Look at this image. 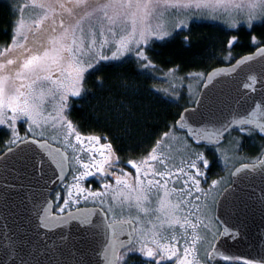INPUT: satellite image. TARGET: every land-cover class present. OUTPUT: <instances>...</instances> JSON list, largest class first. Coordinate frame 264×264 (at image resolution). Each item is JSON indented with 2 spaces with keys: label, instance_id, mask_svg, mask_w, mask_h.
<instances>
[{
  "label": "snow or ice",
  "instance_id": "obj_1",
  "mask_svg": "<svg viewBox=\"0 0 264 264\" xmlns=\"http://www.w3.org/2000/svg\"><path fill=\"white\" fill-rule=\"evenodd\" d=\"M193 7L207 9L210 15L227 16L233 29L247 24L251 43L257 46L256 53L264 63V47L260 46L264 45V38L251 34L257 25H264V0H28L22 5L10 4L13 14H23L27 9L30 16L27 21L23 15L10 21V40L0 46V129L7 136L0 161L5 170L10 160L17 161L27 172H37L42 180L46 161L38 149L47 150L51 163L60 172L72 164L71 182L65 183L54 197L58 214H53V201L48 199L51 192L42 203H33L37 231H51L78 221L86 228L88 239L107 236L97 244L102 264H213L217 256L225 261L240 259L218 247L221 237L230 235L235 240L239 233L230 232L227 227L223 231L211 227L208 194L220 181L212 180L208 191L202 188L211 165L202 149L211 147L221 155L228 151L235 154L240 148L239 140H230L227 149L221 148L222 138L233 130L264 134V69L259 76H247L249 82L237 90L235 103L247 106L246 115L220 123L213 132L201 122L200 108H185L179 120L165 126L150 150L136 158L122 160L114 138L83 135L69 119L73 103L88 95L87 75L102 71L107 66L105 62L123 63V58L132 56L141 69H155L157 54L152 52V44L167 40L173 32L164 24L153 27L151 20L169 14L177 17L173 30H183L184 21L178 17ZM185 42H189L188 37ZM238 43L239 36H231L225 59H232L231 49ZM241 62L231 65V73L237 71ZM257 81L259 88L255 86ZM96 86L103 90L104 80ZM122 87L130 90L127 83ZM198 103L203 105V101ZM124 115L137 125L147 119V113L134 105ZM21 122L26 125L23 137L18 127ZM49 128L61 133L65 145L73 149L71 161L63 152L51 150L46 141L30 138L43 137ZM181 132L185 135H178ZM174 144L180 145L176 151ZM259 163L264 169V160ZM129 167L134 174L126 170ZM55 175L53 170L52 176ZM52 176L44 183L55 185ZM93 182L98 187L87 186ZM0 188V201L7 208L9 193L17 186L4 183ZM90 200L105 213L99 222L93 220L95 209L69 210ZM219 203L213 198V205ZM4 226L9 227L7 223ZM127 229H131L129 239L120 240ZM5 238L11 240L7 233ZM0 264L31 262L12 241L0 253ZM77 264L89 261L81 258ZM244 264L264 262L245 260Z\"/></svg>",
  "mask_w": 264,
  "mask_h": 264
},
{
  "label": "trees",
  "instance_id": "obj_2",
  "mask_svg": "<svg viewBox=\"0 0 264 264\" xmlns=\"http://www.w3.org/2000/svg\"><path fill=\"white\" fill-rule=\"evenodd\" d=\"M20 2L0 0V46L10 40V21L18 19V11L13 14L10 4L21 5ZM225 21L193 22L167 40L155 41L152 44V52L157 54L154 58L155 69H141L134 57L124 59L123 63L106 62L107 66L102 71L86 76L88 95L73 103L69 119L81 133L114 138V147L119 150L122 160L143 155L150 150L166 125H172L185 108L193 106L207 73L232 64L257 48L251 43L247 24L242 23L238 30H231ZM251 34L258 39L264 38V25H257ZM233 35L239 36V43L231 49L232 59L227 60V43ZM185 37L189 38L188 43ZM99 80L105 82L103 90L96 86ZM124 83L129 85V91L122 87ZM131 105L147 113V119L139 125L130 122L124 115ZM125 127L128 131L124 130ZM230 137L240 141L239 151L231 163L224 161L225 154L221 155L211 147L202 149L211 161L208 179L221 183L225 178L223 175H226L228 181L225 186L230 183L231 171L237 165L254 163L264 152V138L257 133L248 135L233 130L221 143L222 149ZM6 139L4 130L0 129V153L6 149ZM217 152L225 164L222 169L215 160Z\"/></svg>",
  "mask_w": 264,
  "mask_h": 264
},
{
  "label": "water",
  "instance_id": "obj_3",
  "mask_svg": "<svg viewBox=\"0 0 264 264\" xmlns=\"http://www.w3.org/2000/svg\"><path fill=\"white\" fill-rule=\"evenodd\" d=\"M254 54L256 55L254 56ZM244 59L247 60V63L244 62ZM237 60L242 61L241 65L235 73H231V65L235 64ZM237 60L207 73L193 106L187 108L189 110L200 108L203 113L201 122L206 124L210 131L214 132L222 122L234 117L239 118V115H246L245 107L247 106L241 107L235 103L237 90L242 89L243 84L249 82L246 79L247 76H259L264 69V63L261 62L256 49ZM225 73H231V75H222ZM210 75L211 80L209 79ZM255 86L260 87L258 81ZM199 101H203V105H200ZM184 110L179 114L177 120L180 119L181 114H184ZM189 123L192 122L189 121ZM194 126L198 127L199 125ZM256 133L264 138V134ZM225 137L222 138L221 143ZM46 142L51 150L63 152L69 158L67 152L62 148ZM5 151L0 155H3ZM38 151L46 161L44 180L48 176H52V172L55 170L56 175L52 176V179L56 181L55 185L45 184L37 172H27L17 161L10 160L7 170L3 167L4 162L0 161V185L10 183L17 186V189L9 193L7 208L0 201V253H3L6 244L15 241L16 247L21 250L31 264H77L81 258L89 261V264H96L97 261L102 264L97 256L99 251L97 244L100 240L107 239V236L98 235L94 239H88L86 228L81 226L78 221H71L69 224L51 231L35 229L36 218L32 214L33 203H42L49 192L52 196L65 182L60 177L67 178L70 172V166L60 172L55 164L51 163L47 156V150L38 149ZM261 160H264V152L254 163L237 165L231 171L230 184L222 190L217 198L220 203L214 207V219L219 224L220 231L227 227L230 232L237 231L239 233L235 240L230 235L221 237L218 242L219 250L240 259L225 261L217 256L213 263L234 264L236 262L244 264L245 260L264 262V169L259 163ZM253 164L256 165L255 168L251 167ZM243 165L249 167L245 168ZM21 185L23 187H20ZM0 191L3 189L0 188ZM51 196L48 197L49 200H52ZM226 196L227 199H225ZM80 208L95 209L96 215L93 220L96 222L101 221L105 216V213L101 212L100 207L97 206ZM52 211L53 214H58L54 210V201ZM70 211H75V208ZM5 216H7V220H5ZM5 223L8 224V228H5ZM129 231L131 229L122 233L119 239H129ZM6 233L11 236V240L5 238ZM61 237H65V239H61Z\"/></svg>",
  "mask_w": 264,
  "mask_h": 264
},
{
  "label": "rangeland",
  "instance_id": "obj_4",
  "mask_svg": "<svg viewBox=\"0 0 264 264\" xmlns=\"http://www.w3.org/2000/svg\"><path fill=\"white\" fill-rule=\"evenodd\" d=\"M20 4H24L25 2H28V0H20ZM237 3L240 2V0H236ZM223 10H221L222 12ZM234 11V10H232ZM208 10L207 9H196V8H192V9H189L187 11H185L183 14H181L178 18L179 19H182L184 21V28L183 30H185L189 24L193 23V22H219L220 20L221 21H227L228 25L227 27H229V21L227 19V16L225 15H221V14H216V15H210V14H207ZM203 13V14H202ZM23 15L24 18L26 19V21L28 20L29 16H30V10H25V12L23 14H21L20 12H18V19L20 18V16ZM177 17L175 16H172V15H169V14H165V16L160 19V20H156V19H152L151 20V24L153 27H155L158 23L159 24H164L167 26L168 30L176 33L178 31H181V29L179 28H176L173 30V23L175 21ZM225 21V22H226ZM242 24V23H241ZM231 30H233V28H230ZM159 41V40H157ZM107 54L110 55V52H108ZM134 57V56H132ZM127 57L123 58V59H126ZM135 58V57H134ZM110 62H117V61H110ZM109 62V63H110ZM106 63V62H105ZM18 127L20 128V135L23 137L25 135V129H26V125H24L22 122L18 124ZM83 135H94V134H84L82 133ZM178 135H185L184 133H178ZM30 138H36V139H41V140H46L48 141L49 143L53 144V145H56L60 148H62L63 150H65L69 156V161L72 160V157L74 155V152H73V149L70 148V147H67L65 145V143L63 142L62 140V134L59 133V132H56V131H53L51 128L47 129L43 135V137H30ZM230 140H233V138H228L226 140V143L224 144V147L223 149H227L229 147V141ZM104 141L102 140L101 143H103ZM180 148V145L178 144H174L173 145V151H176ZM219 152V151H218ZM217 152V158L215 159L217 162L216 163H219V168L222 169L225 167V164L223 163L224 161L228 162V163H231L233 162V160L235 159V154L231 151H228L225 153V156L223 157L224 161H222L219 153ZM70 166V172H69V175L67 177V179L65 180V182L59 187V189L57 190L60 191L64 184L65 183H70L71 182V178H72V164L70 163L69 164ZM126 170L128 171H132L133 174H134V170L131 169L130 167L127 168ZM225 178H223V180H221V183L220 185L217 184L215 188L211 189V191L209 192L208 194V203L210 205V210H209V216L212 217V225L211 227L213 228V230H218V227L216 225V222L213 218V213H214V205L212 204V200L213 198L216 200L217 197L219 196L220 192L223 190V188L225 187V185L227 184V181H228V178L226 175H223ZM213 180V179H212ZM212 180H207V183H202V188L205 190V191H208L209 189V185L211 184V181ZM215 180V179H214ZM87 186H91L93 188H96L98 187L95 182H93L91 185H87ZM56 193L54 194L53 196V200H54V197H55ZM87 206H97V207H100V205L96 204V203H93L91 200L88 201L87 203H84L83 201H81V203L78 205V206H74L73 208L75 207H87ZM105 209H107L108 205L105 204L104 205ZM55 211L56 210V206H55ZM119 218V217H117ZM108 219H111V213L108 214ZM212 240V237H211V233H209L208 235V241L211 242ZM205 247H207V244H205ZM211 248H209L208 250L210 251Z\"/></svg>",
  "mask_w": 264,
  "mask_h": 264
}]
</instances>
